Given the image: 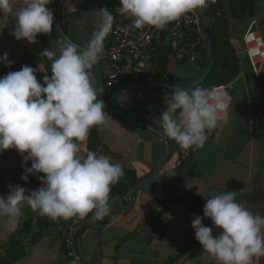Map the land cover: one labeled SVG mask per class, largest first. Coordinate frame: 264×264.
<instances>
[{
  "label": "crops",
  "instance_id": "1",
  "mask_svg": "<svg viewBox=\"0 0 264 264\" xmlns=\"http://www.w3.org/2000/svg\"><path fill=\"white\" fill-rule=\"evenodd\" d=\"M71 3L72 0L62 1L63 14L54 17L52 33L38 34L36 43L17 40L11 34L15 27V18L11 15L6 22H0V56L7 52L9 59L15 62L11 66L0 64V77L10 71H19L24 65L39 68L40 64L41 71L36 75L43 84V77L51 75V61L40 56L44 49L50 48L59 55V44L63 38L81 47L86 46L101 21L103 0H82L79 12L66 16V8ZM20 6L22 0H13L14 9ZM252 6L244 18L229 21L228 40L239 59L240 70L227 83L230 97L228 122H222L212 130L201 149L184 150L175 142L176 151L172 158L143 185L128 210L104 227L99 264H216L214 259L203 253V246L195 238L192 221L193 214L203 217L205 197L217 193L236 191V200L240 204L264 216V127L259 121L264 102V73L260 79L253 75L242 44V35L251 18L257 20L258 31L264 39V0H255ZM189 62L176 64L169 58L167 69L172 74L169 82L144 79L146 81L142 83L186 85L203 69L201 63H194L198 67H179ZM101 72L100 66L95 67L96 86L103 89L98 99H103L109 89L105 87ZM119 82L113 89L124 84ZM155 86L145 88L147 93L127 87L118 93L115 103L163 130L160 113L166 110L164 99L148 93H162L154 90ZM106 100V124L97 128L94 140L104 146V155L122 165L124 176L111 188L116 189L117 194L109 197L110 214L102 220L94 219L92 214L81 220L83 230L76 241L80 262L75 263L63 251L60 228L70 218L53 220L24 204L23 215L6 230L0 228V264H89L95 250L94 233L98 225L108 217H116L127 206L124 195L129 197L132 188L164 158L167 152L165 141L150 130L110 112ZM90 141L88 136L81 145L82 153L90 150ZM31 163L29 161L27 166L31 167ZM182 164L192 171L178 178ZM23 173V157L18 150L7 149L0 153V195L6 197L9 194V184H19L27 190L42 186L37 176L31 174L27 182L22 180ZM132 181L134 184L131 186ZM241 189H244L242 193ZM172 192L175 194L171 196ZM30 217L34 218L33 229L24 233V223ZM38 220L43 223L40 225L43 228L38 227ZM203 223L213 228L214 235L218 234L219 230L209 218L205 217ZM21 246L22 256L14 257L10 250L14 247L19 251ZM254 264H264V256L254 259Z\"/></svg>",
  "mask_w": 264,
  "mask_h": 264
},
{
  "label": "clouds",
  "instance_id": "2",
  "mask_svg": "<svg viewBox=\"0 0 264 264\" xmlns=\"http://www.w3.org/2000/svg\"><path fill=\"white\" fill-rule=\"evenodd\" d=\"M51 3L22 0V6L14 9L13 0H0V22L11 15L15 18L11 34L17 40L36 43L38 34L53 31ZM120 3L117 12L131 18L134 28L148 25L162 30L205 7L207 0ZM100 11L101 21L86 46L63 38L59 55L50 48L40 53L51 61V75L43 77V84L36 75L40 64L39 68L24 65L0 77V153L18 150L24 166L21 179L27 182L31 174L42 183L36 190L8 185L9 194L0 195V228L6 230L20 218L24 204L53 220L85 218L90 213L102 220L110 214L111 188L124 176L123 167L102 153L81 151L90 130L105 125L107 119L105 102L98 99L103 89L97 88L91 70L103 54L114 14L107 8ZM13 63L7 52L0 56V64ZM170 90L163 97L166 110L160 113V127L184 150L203 148L211 131L228 122L230 97L215 88L199 86L189 91L177 84ZM29 161L31 167L27 166ZM236 196V191H225L205 197L203 217L193 214L195 238L216 264H254V259L264 256V216L244 207ZM205 217L219 230L217 235L203 223Z\"/></svg>",
  "mask_w": 264,
  "mask_h": 264
},
{
  "label": "built area",
  "instance_id": "3",
  "mask_svg": "<svg viewBox=\"0 0 264 264\" xmlns=\"http://www.w3.org/2000/svg\"><path fill=\"white\" fill-rule=\"evenodd\" d=\"M62 1L53 0L49 6L54 17L59 16L60 13L63 14ZM221 1L225 0H207L203 9H208ZM81 2L82 0H72L66 8V16L78 13ZM120 6L119 0H103L102 9L107 8L114 14V23L112 31L104 41L103 54L91 70L94 75L95 67H101L104 84L107 87L114 86L125 77L134 79L131 81L142 79L169 81L172 74L161 65L159 60L161 52L166 49L169 50V58L176 62L202 63L204 46L194 11L169 23L162 30L148 25L136 29L132 26L131 18L117 12ZM257 24L254 18L248 22L242 35V44L253 75L260 79L264 73V39L258 31ZM211 88L229 96L227 84H218ZM262 113L264 114V104H262ZM95 151L104 154V146L96 145ZM82 219L70 218L60 228L65 253L75 263L80 262L75 238Z\"/></svg>",
  "mask_w": 264,
  "mask_h": 264
},
{
  "label": "trees",
  "instance_id": "4",
  "mask_svg": "<svg viewBox=\"0 0 264 264\" xmlns=\"http://www.w3.org/2000/svg\"><path fill=\"white\" fill-rule=\"evenodd\" d=\"M254 1L255 0H234V1L225 0V1L219 2L216 5H213L212 7L208 9H205L208 13V18H209L210 25L212 27V32L215 34V37L213 39V44H212L214 65L212 66V69L210 73L208 74L207 78L205 79V81L199 87L211 88L218 84H227L232 79H234L239 73V70H240L239 59L236 55L234 48L231 46L228 40L229 21L230 19L232 20L242 19L246 15H248L253 7L252 4ZM228 13H229V16L227 15ZM159 58H160L159 60H160L161 65L167 69L168 61H169V50L166 49L162 51ZM204 64H205V53L203 49V61L201 65L204 66ZM131 80H134V79L130 77H125L119 82V84L126 83ZM135 81L145 82L146 80L142 79V80H135ZM105 87L109 89L104 93L103 99H100L103 101L106 100L108 94H110L111 90L113 89V86L107 87L105 85ZM153 88L154 90L161 91L165 95L167 92L171 91L169 88H165L164 86H161V85L155 86ZM262 104H264V102H262ZM259 113H260V115L258 114L259 121L262 124V127H264V114L261 112V110ZM97 128L98 127H93L89 132V138L91 140L90 150L92 151H95V147L96 145H98V143L97 142L95 143V140H94L96 137ZM189 155H191L192 157V151L189 152ZM191 171L192 170H190L188 167L186 168V165L182 164L181 170L177 177L178 178L183 177L185 173H190ZM133 184H134V181H132V183H130L129 185L132 186ZM116 191H117L116 189L111 190L109 197H113V195H116L117 194ZM174 194L175 193L172 192L171 196ZM89 215L86 218H88ZM33 219H34L33 217H30L24 223V226H23L24 233H28L31 229H33V226H34ZM44 220L45 219H42V221ZM39 221L40 220L36 222L38 224V227L43 228L44 226H40V225H43V223L42 222L39 223ZM79 226L80 228L77 233L78 235L75 238V242L78 240L83 230L81 221L79 223ZM39 233L40 231L35 233L34 235L38 236ZM62 246H63V242H62ZM14 247L10 250L12 255H14V257L16 258L22 256L23 246L20 247L21 250L19 251H16ZM76 248H77V243H76ZM63 251L65 252L64 246H63ZM16 258H14L13 260H15Z\"/></svg>",
  "mask_w": 264,
  "mask_h": 264
},
{
  "label": "water",
  "instance_id": "5",
  "mask_svg": "<svg viewBox=\"0 0 264 264\" xmlns=\"http://www.w3.org/2000/svg\"><path fill=\"white\" fill-rule=\"evenodd\" d=\"M194 13H195L196 18H197V26L199 29V33H200V36L203 40L204 53H205V64L203 66L202 71L191 82H189L186 85H182V86L179 85L181 87H184L185 90H189V91L192 90L196 86H200L205 81V79L207 78L208 74L210 73V71L212 69V66L214 65V57H213V53H212V44H213V39L215 37V34L212 32V27H211L210 22H209L208 13L203 8L195 10ZM155 85H161V86H165L168 88L175 86L173 84H166V83L147 84V83H142V82H126V83L114 88L106 100V105H107V108L110 112H112L116 116L120 117L121 119H123V120H125V121H127V122H129L135 126L150 130L151 132H153L156 135H158L159 137H161L167 145V152H166L164 158L154 168V170L150 174H148L147 176L142 178L140 180V182H138V184L132 188V192H131L130 196L127 197L124 195V200L126 201L127 206L125 208H123L116 215V217H114V218L108 217L104 221H102L101 224L98 226V228L96 230V234H95V244H94L95 250L92 254V257L89 261V264H99L100 254H101L100 242H101V236H102V232H103L104 227L108 223L113 221L115 218H117V216L124 214L128 210V208L130 207V205L132 203V199L137 196L139 191L143 188V185L150 178H152L154 175H156V173L159 170L162 169V167L172 158L173 154L176 151L175 141H172L170 138H168L166 136V134L163 132V130L159 129L158 127H156V126H154V125H152L146 121H143V120L133 116L132 114L128 113L127 111H125L124 109H122L121 107H119L115 103V98L117 97L118 93H120L121 91H123L127 87L138 89V90L144 92L145 88L150 87V86H155ZM148 93L154 94L157 96H161L162 98L165 96V94H162L159 92H148Z\"/></svg>",
  "mask_w": 264,
  "mask_h": 264
},
{
  "label": "rangeland",
  "instance_id": "6",
  "mask_svg": "<svg viewBox=\"0 0 264 264\" xmlns=\"http://www.w3.org/2000/svg\"><path fill=\"white\" fill-rule=\"evenodd\" d=\"M174 63H176L177 64V62L176 61H174ZM183 66H188V67H198L196 64H194V63H186V65H179V67H183ZM99 226V225H98ZM98 228V227H97ZM96 232V231H95ZM95 234L96 233H94V244H95ZM88 238V237H87ZM86 262H87V260H85Z\"/></svg>",
  "mask_w": 264,
  "mask_h": 264
}]
</instances>
